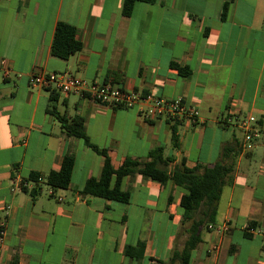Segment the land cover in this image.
<instances>
[{"label": "crops", "instance_id": "crops-1", "mask_svg": "<svg viewBox=\"0 0 264 264\" xmlns=\"http://www.w3.org/2000/svg\"><path fill=\"white\" fill-rule=\"evenodd\" d=\"M123 4L0 0V264H179L171 255L183 249L197 216L179 207L183 192L170 180L136 172L121 182L126 204L83 195L104 158L68 136L52 107L59 117L82 118L89 142L106 152L114 170L125 159L148 162L161 147L169 171L181 162L202 171L233 146L232 180L187 264H264V162L258 174L251 169L259 139L264 147V0H150L136 2L128 16ZM59 22L75 27L82 44L65 61L50 51ZM40 71L180 98L197 109L198 122L145 121L137 107L30 87ZM234 114L259 120L263 134L248 148L234 126L223 125ZM66 156L74 160L70 184L53 189L44 177ZM31 174L42 181L35 185ZM139 242L142 259H129L127 248Z\"/></svg>", "mask_w": 264, "mask_h": 264}, {"label": "trees", "instance_id": "trees-1", "mask_svg": "<svg viewBox=\"0 0 264 264\" xmlns=\"http://www.w3.org/2000/svg\"><path fill=\"white\" fill-rule=\"evenodd\" d=\"M136 2H150V0H124L122 14L124 16L130 15ZM81 49L82 44L76 39L75 27L62 22L57 23L51 44V56L65 61ZM54 100V98H51V101ZM49 113L60 121L61 128L68 136L82 139L90 149L104 158L100 177L98 179H89L85 183L83 195L126 204L129 201V195L121 191V182L124 177L133 172L140 174L145 179L159 183L170 180L182 190L179 207L185 211H195L197 216L190 228L185 230L187 239L183 249L181 251H173L170 262L187 264L190 253L200 242L201 229L215 222L217 205L221 198L223 187L231 182L234 173L235 158L238 153L235 148L233 146H225L222 149L220 160L213 167L202 171L188 168L183 162L169 171V160L163 158V149L161 147L149 153L148 162L141 163L125 159L121 166L114 170L106 152L99 150L89 142L83 130L81 117L75 116L70 120L59 117L54 107L49 110ZM172 140L176 141L174 130H172ZM73 164L74 160L71 156L64 157L60 169L51 171L44 177L45 184L53 189L67 188L70 184ZM39 178L40 176L36 174H31L29 177L35 185H38ZM35 195L36 192H32V196ZM143 250L144 245L139 242L133 247H128L126 255L131 260L139 261L143 257ZM10 264H17L16 259H13Z\"/></svg>", "mask_w": 264, "mask_h": 264}, {"label": "built area", "instance_id": "built-area-1", "mask_svg": "<svg viewBox=\"0 0 264 264\" xmlns=\"http://www.w3.org/2000/svg\"><path fill=\"white\" fill-rule=\"evenodd\" d=\"M8 70H5L7 75ZM29 85L35 89L56 91L64 95L79 94L93 102L114 108H138L139 115L145 121L164 119L170 122L187 121L190 124L198 122V111L193 106H187L182 99L165 100L153 98L138 92L125 91L116 88L111 83L87 85L85 82L65 74L52 72H37L30 76ZM223 125L234 126L242 136L243 148H248L253 141L263 134L259 120L252 115H231L223 119ZM42 179L39 178L38 182ZM5 231H0V247L3 244Z\"/></svg>", "mask_w": 264, "mask_h": 264}, {"label": "rangeland", "instance_id": "rangeland-1", "mask_svg": "<svg viewBox=\"0 0 264 264\" xmlns=\"http://www.w3.org/2000/svg\"><path fill=\"white\" fill-rule=\"evenodd\" d=\"M257 147L254 151L253 158L251 160L252 173L258 174L260 171V164L264 162V147L261 139L257 141Z\"/></svg>", "mask_w": 264, "mask_h": 264}]
</instances>
